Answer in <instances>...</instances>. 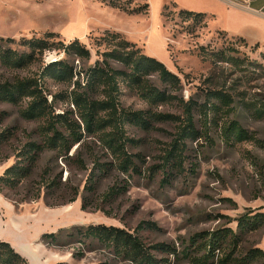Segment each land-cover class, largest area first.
I'll return each mask as SVG.
<instances>
[{
  "label": "rangeland",
  "instance_id": "rangeland-1",
  "mask_svg": "<svg viewBox=\"0 0 264 264\" xmlns=\"http://www.w3.org/2000/svg\"><path fill=\"white\" fill-rule=\"evenodd\" d=\"M116 1L131 9L146 3L149 7L145 14L135 15L110 8L100 0H0V38L13 39L14 44H7L12 49L25 51L18 43L22 38L64 44L78 40L91 58L79 60L51 49L41 62L27 68H0L1 79H38L43 67L57 60H65L76 73L82 72L102 59L100 55L107 48L98 45V40L107 32L119 33L180 78L178 90L165 88L156 76L149 80L169 95L195 101V128L204 133L207 125L209 139L188 140L183 169L162 172V157L178 128L150 115L182 116L183 111L176 101L150 107L121 82L120 107L143 112L149 119L147 127H124L126 138L131 140L125 151L134 168L123 172L116 155L100 139V131L84 129L79 110L71 103L73 94L82 92L73 85L76 78L71 84L39 79L53 114L61 116L58 130L67 135L66 123L74 122L80 126L82 139L67 156L45 150L30 178L15 190H5L6 197L0 194V241L10 244L28 264H132L77 234L78 228L90 225L114 226L130 233L141 226L137 235L145 244H166L177 253L153 251L158 264H191L192 258L203 254L196 251L195 244L189 246L194 235L224 227L237 232L235 219L249 212L264 213V61L260 57L264 19L214 0ZM96 7L111 9L115 15ZM180 11L204 14L206 26L192 17H180ZM208 45L214 50H233L232 56L257 65H211L198 56V48ZM110 64L125 71L117 62ZM211 91L228 96L230 106L212 109L204 117L201 106ZM91 95L93 100L103 98L102 91ZM26 102L18 106L0 104V132L10 129L14 134L0 145V175L14 164L15 153L28 140L42 141L41 128L47 123L22 118L20 111ZM230 122H235L246 137L226 142L223 130ZM111 188L115 195L104 198ZM35 194L39 199L30 201ZM24 198L26 202L15 204ZM46 234H54V240L43 239ZM255 248L264 252V227L240 234L235 257L241 258ZM185 249L189 251L186 255ZM217 258L214 264H219ZM250 264H264V259Z\"/></svg>",
  "mask_w": 264,
  "mask_h": 264
},
{
  "label": "trees",
  "instance_id": "trees-1",
  "mask_svg": "<svg viewBox=\"0 0 264 264\" xmlns=\"http://www.w3.org/2000/svg\"><path fill=\"white\" fill-rule=\"evenodd\" d=\"M110 8L122 10L127 14H145L148 10V4L143 7L131 9L129 6L120 4L116 0H100ZM180 17L194 18L199 20L203 26L204 14L193 13L189 11H180ZM53 34H48L51 36ZM98 45L107 48L101 53L100 60L94 65L88 67L82 72L76 73L72 66L65 60H57L46 64L43 67L41 76L37 78H15L13 80H2L0 77V104H10L18 106L23 101L26 107L22 108L20 115L26 120H43L47 123L41 128V143L28 140L22 148L15 153V162L7 167L0 175V194L4 195L5 190H15L26 179L30 178L36 167L40 155L45 150H57L66 155L72 147L82 139L80 126L74 122L66 123L67 135L58 130L57 125L61 116L54 115L51 105L44 95L43 89L39 84V79L44 77L51 78L57 83L71 84L80 89L82 92L74 93L71 97V103L79 110V119L84 124L86 131H100V139L107 146L112 154L118 158V167L123 172H128L134 168L125 147L131 142L125 136V125L132 124L141 127H147L149 119L144 117L143 112H130L119 105L120 83L124 82L128 87L133 88L138 96L150 107H157L168 102L176 101L181 107L182 116L169 114H151L150 118L161 121H168L176 124L177 131L173 140L168 145L162 157L160 169L166 174L174 170L183 169L185 162L186 142L188 140H197L203 137L208 140L207 125L204 126V133L199 132L194 125V110L197 103L192 99L184 101L174 95H169L167 90H159L150 82V77L156 76L160 84L167 89H180V78L169 71L164 64L154 58L144 55L135 44L125 40L119 33L107 32L98 40ZM3 43L5 45H3ZM11 38H0V68L5 70H20L41 62L43 54L51 49L61 51L66 57L74 56L79 60L87 61L90 58L89 50L74 40L68 44L63 42L49 43L45 39L30 38L20 39L19 45L25 51L20 52L12 49L7 44H14ZM258 46V44H256ZM229 49L214 50L210 46H200L198 56L202 61H208L211 65L216 63L229 64H248L256 66L257 62L242 60L231 55ZM264 61V51L260 54ZM117 62L122 65L125 71L114 69L110 62ZM81 76H83L81 78ZM82 79V80H81ZM81 80V81H80ZM83 81V82H82ZM81 84H84L81 87ZM102 91L101 100H93L91 93ZM207 100L201 107L204 108L203 115L206 117L207 112L212 109L229 107L228 96L222 92H207ZM215 102V105H213ZM218 104V105H217ZM216 107V108H215ZM63 125V124H62ZM13 132L6 129L0 132V145L13 137ZM224 140L235 143L246 137L245 132L235 122H230L223 130ZM168 183L167 179H163ZM50 185V184H49ZM88 187L93 189V183H88ZM115 195L114 188H111L104 198H110ZM5 196V195H4ZM6 197V196H5ZM35 194L30 201L39 199ZM27 198L15 201V204L26 202ZM75 198L70 200L74 202ZM84 205H82V210ZM236 231L224 227L212 232H202L194 235L190 239V245H196L197 252H202L200 258H192L191 264H214L217 258L219 264H250L255 261L264 259V252L259 248L252 249L241 258H236V251L240 240V234L253 232L264 227V213L249 212L235 219ZM138 226L133 233L114 226L90 225L85 228H78L77 234L84 239H90L103 245L112 251L117 257L130 261L132 264H158L153 251L165 252L170 255H176L174 248L166 244H157L148 246L137 235ZM45 240H54V234L43 235ZM226 247L225 251H222ZM185 255L189 253L188 249L184 250ZM0 264H28L27 260L11 247L10 244L0 241ZM63 264V263H62Z\"/></svg>",
  "mask_w": 264,
  "mask_h": 264
},
{
  "label": "crops",
  "instance_id": "crops-1",
  "mask_svg": "<svg viewBox=\"0 0 264 264\" xmlns=\"http://www.w3.org/2000/svg\"><path fill=\"white\" fill-rule=\"evenodd\" d=\"M214 1L222 3V5L227 6V8H229V9L231 8L234 10H239L241 12L256 16L260 19H264V0H243L242 3L236 2L233 0H214ZM96 8H98V7H96ZM98 9H100V11H102V12L107 10L108 13L114 14V11L111 9H107V8H105V9L98 8Z\"/></svg>",
  "mask_w": 264,
  "mask_h": 264
}]
</instances>
